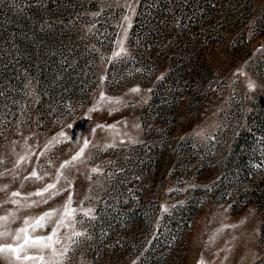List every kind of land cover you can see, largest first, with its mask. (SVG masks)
Returning <instances> with one entry per match:
<instances>
[{
  "label": "rangeland",
  "instance_id": "1",
  "mask_svg": "<svg viewBox=\"0 0 264 264\" xmlns=\"http://www.w3.org/2000/svg\"><path fill=\"white\" fill-rule=\"evenodd\" d=\"M263 208L264 0H0V264H264Z\"/></svg>",
  "mask_w": 264,
  "mask_h": 264
},
{
  "label": "trees",
  "instance_id": "2",
  "mask_svg": "<svg viewBox=\"0 0 264 264\" xmlns=\"http://www.w3.org/2000/svg\"><path fill=\"white\" fill-rule=\"evenodd\" d=\"M195 215H196V210L194 211V213L193 212L188 213V211H186L184 212L182 216H179L176 219L171 218L170 220H167V224H170L174 228V230H176L177 228L183 229L189 225L188 222L189 221L191 222V220L195 217ZM129 220L131 224H134V225L139 224L138 225L139 227L145 226V225H142V222H139L140 220L136 219L135 215L134 216L132 215L131 217H129Z\"/></svg>",
  "mask_w": 264,
  "mask_h": 264
},
{
  "label": "snow or ice",
  "instance_id": "3",
  "mask_svg": "<svg viewBox=\"0 0 264 264\" xmlns=\"http://www.w3.org/2000/svg\"><path fill=\"white\" fill-rule=\"evenodd\" d=\"M67 214L70 215L71 213L69 212ZM45 215L47 216V215H51V214L50 213H46ZM44 218L45 217H41L40 220H43ZM40 220L37 221V224H40ZM77 235H79V233ZM43 239H44L43 237L36 238V239L33 240V244H39V243H41L43 241ZM47 239L50 241L52 239V237L49 236V237H47ZM25 243L26 244L28 243V240L27 239L25 240ZM13 250L14 251H17L16 249H13Z\"/></svg>",
  "mask_w": 264,
  "mask_h": 264
}]
</instances>
